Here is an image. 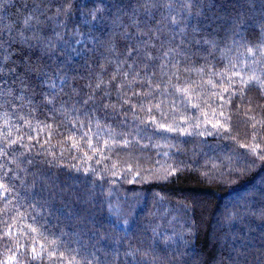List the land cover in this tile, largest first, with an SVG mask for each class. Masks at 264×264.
<instances>
[{
    "label": "trees",
    "instance_id": "trees-1",
    "mask_svg": "<svg viewBox=\"0 0 264 264\" xmlns=\"http://www.w3.org/2000/svg\"><path fill=\"white\" fill-rule=\"evenodd\" d=\"M0 264H264V0H0Z\"/></svg>",
    "mask_w": 264,
    "mask_h": 264
}]
</instances>
